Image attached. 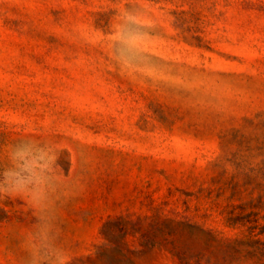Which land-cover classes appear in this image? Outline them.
<instances>
[{"label":"rangeland","instance_id":"obj_1","mask_svg":"<svg viewBox=\"0 0 264 264\" xmlns=\"http://www.w3.org/2000/svg\"><path fill=\"white\" fill-rule=\"evenodd\" d=\"M0 264H264V0H0Z\"/></svg>","mask_w":264,"mask_h":264},{"label":"clouds","instance_id":"obj_2","mask_svg":"<svg viewBox=\"0 0 264 264\" xmlns=\"http://www.w3.org/2000/svg\"><path fill=\"white\" fill-rule=\"evenodd\" d=\"M121 38L128 40L130 43H135L136 41L139 40V37L138 36L131 35V34L125 35L123 33L121 34Z\"/></svg>","mask_w":264,"mask_h":264}]
</instances>
